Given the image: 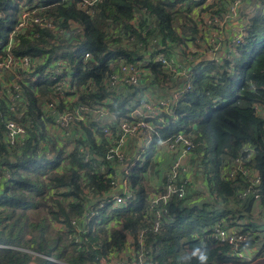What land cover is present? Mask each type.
<instances>
[{
  "label": "trees",
  "instance_id": "obj_1",
  "mask_svg": "<svg viewBox=\"0 0 264 264\" xmlns=\"http://www.w3.org/2000/svg\"><path fill=\"white\" fill-rule=\"evenodd\" d=\"M198 6L194 0H0V58L13 56L12 69L0 75V184H5L1 181L7 173L10 177L0 191V223L10 220L11 213H6L10 208L39 198L49 213L48 220L61 224L58 232L47 236V223L36 222L33 225H39L41 233L32 240L35 255L0 247V264L31 260L38 264H95L100 256L123 247L126 232L139 252L148 251L151 263L200 264L193 255L196 249L206 252L205 264L240 261L230 256L229 244L212 237L215 225H228L248 234L243 247L262 243L264 248V224L261 228L254 220L264 214V194L260 200L238 196L244 187L245 167L264 175L263 9L250 17L248 40L237 47L235 60L221 57L218 64L208 60L193 65L190 89L177 99L174 112L168 115L163 109L161 117L150 120L154 132L150 146L142 149L145 164L127 156L122 147L121 160L109 151L113 140L119 139L121 121L132 119L129 107L135 95L173 78L183 83V75H170L154 58L157 52L176 58L174 52L183 41L202 36L194 14ZM23 7L34 9L25 26L19 28ZM25 56L35 60L32 72L20 65ZM58 61L65 62L70 80L64 95L54 97L53 71H48V66L54 68ZM121 62L135 65L139 84L119 82L111 89L109 76ZM34 74L39 75L37 80H32ZM18 92L21 95L11 102ZM53 99L54 115L47 108ZM10 103L22 113L10 111ZM80 106L85 108L83 119L70 122L72 134H76L73 139L48 131L46 125L57 113ZM9 119L25 126L21 142L9 143L5 138ZM178 134L192 140L189 165L205 179L203 191L209 196L202 195L197 186L191 188L190 179L191 183L184 184L182 199L172 197L163 205L173 222L154 231V209L143 172L154 146L168 138L172 141ZM66 142L72 144L71 150ZM48 145L51 149L45 153ZM124 166L128 167L126 172ZM229 167L235 171L233 179L227 178ZM128 190L133 197L126 206L109 212L106 200L110 195L115 191L125 195ZM193 194H201V202L194 201ZM100 203L104 206L98 207ZM99 217L104 221L116 218L122 227L96 225ZM20 231L18 226L16 236L3 241L19 242Z\"/></svg>",
  "mask_w": 264,
  "mask_h": 264
},
{
  "label": "built area",
  "instance_id": "obj_2",
  "mask_svg": "<svg viewBox=\"0 0 264 264\" xmlns=\"http://www.w3.org/2000/svg\"><path fill=\"white\" fill-rule=\"evenodd\" d=\"M86 2V1H84ZM242 0H231L230 3L225 8L222 17H218L216 15H212L205 23H200V28L203 29L207 25L211 24L212 21L223 23L226 20L232 19L238 15V8L241 5ZM89 3V2H88ZM194 3L202 6L208 7L211 5L212 0H194ZM87 4V3H86ZM34 8H25L23 7L18 19V27L22 28L25 26L26 21L29 17V13ZM210 13H213L212 9H208ZM22 13V18L20 19V15ZM250 21V20H249ZM249 21L244 22L243 24H239L235 33L223 43V47L227 52V55L224 56L228 60L232 61L234 59V53L237 51V47L239 45L243 46L248 40V28ZM16 27V29L18 28ZM11 41V39H10ZM9 41V44H10ZM213 46L209 49V52L212 54L210 60L213 63L218 64L220 61V56L217 54L218 49L220 48V44L215 41H211ZM89 57V53H84V58L87 59ZM188 59H191V56H188ZM154 60L161 64L164 70L170 75H183V83L181 84V88L174 91L170 96L166 98H156L153 100H148L146 98H141L138 95L133 97V104L129 107V116L132 118L131 120L123 119L119 125V130L117 132L119 139L113 140V146L109 149L110 152H114L118 159L121 160L123 157V153L121 151V147L124 141V138L127 136H141L146 142L150 141L151 132H154V125L150 122L151 119L161 117L162 110L164 109L168 115H171L174 112V105L178 98H180L183 94H185L190 89V83L194 77L192 71L184 72V64L183 62L177 61L175 57H167L161 52L155 53ZM12 61L13 56L11 54H7L5 57L0 58V75L6 69H12ZM35 60L32 58L25 56L21 58V67L26 68L29 72L34 70ZM54 68L49 69L48 71H53L51 75V79L53 80L52 88L54 89L55 96L58 95L63 96L65 93V88L69 86L70 75L66 72V65L63 61L55 62L52 66ZM119 71V73H118ZM140 76L138 77L137 68L134 64H122L119 65V69L110 74L109 80H111L110 85L112 89V84L115 85L119 82H125L129 84H139ZM4 84V83H3ZM21 93L18 92L14 94L11 98V102L14 101L15 97L20 96ZM56 99H53L51 102H48L47 108L50 109V112L54 115L56 113L53 108V103ZM10 111L14 112L17 115H20L22 112L17 111L15 105L10 103ZM85 111L84 106H80L75 110H63L62 113H57V116L53 118L52 125L56 128H62L61 133L69 138L73 139L76 134H72L74 132L70 127V122L73 119H83V112ZM83 115V116H82ZM7 131H5V138L9 141V143L21 142V136L26 132L25 126L21 124L19 121L14 119H9L6 124ZM70 128V131L68 130ZM161 143L169 150L172 155V160L170 164L169 171L165 174L164 183L161 191H157L152 193L149 198L150 206L154 209L152 220H151V228L154 231H158L164 227V224H171L173 222V217L167 211V209L163 206L166 204L172 197L176 199H182L185 195L184 184L189 182L191 179L192 168L189 165V157L191 154V150L193 147L192 140L186 134H178L174 140L169 141L168 139L162 140ZM263 150H264V141H263ZM250 152V150H249ZM240 160L236 159V164L240 165ZM233 164V163H232ZM230 170L226 172L228 179H233L235 176V171L232 167H229ZM102 169V168H101ZM185 170L184 174H181L180 171ZM189 172H191L189 174ZM242 178L244 182V187L238 193L240 198H246L251 196L255 200H260L262 195L264 194V185L262 186V181H264L263 177L260 175L258 171H253L249 167H245L242 171ZM264 173V170H263ZM186 175V176H185ZM9 174L5 179L1 182L5 183L4 185L0 184V191L4 186L8 185ZM133 197V194L130 190L125 195L120 193H112L110 197L106 200L107 205L109 204L108 210L109 212L113 209H118L125 207L128 203L127 200H130ZM162 205V206H161ZM104 204L100 203L98 207H103ZM150 207V208H151ZM151 208V209H152ZM143 232L138 234V237L141 238ZM211 235L214 239H216L220 243H227L231 246L232 255L234 259L250 261L251 256H246L245 248L243 247V243L248 240V234L241 232L238 228L224 225H215ZM252 248V246H251ZM148 251H145L137 256L135 264H157L148 262ZM49 259H52L48 257ZM99 262L103 263V258H98ZM25 264H38L37 262L31 260Z\"/></svg>",
  "mask_w": 264,
  "mask_h": 264
},
{
  "label": "crops",
  "instance_id": "obj_3",
  "mask_svg": "<svg viewBox=\"0 0 264 264\" xmlns=\"http://www.w3.org/2000/svg\"><path fill=\"white\" fill-rule=\"evenodd\" d=\"M230 1L231 0H212L211 6L212 5L213 6L211 7V9H214L213 13L207 11L208 7L198 6V8L194 11L195 19L198 22V26L200 27L199 25L200 23L206 24L207 20L212 15L222 17L223 12L225 11V8L230 3ZM259 9H263L264 11V0H242L241 5L238 8V15L236 17L226 20L223 23L212 21L211 24L201 29L202 31L199 33L200 35H202L201 37H198L194 41L189 39L183 41L182 44L179 45L180 49L178 50L176 49L174 52L177 61L183 62V64L185 65L184 70L187 69V71H193V65L195 66L198 63L201 64V63H205V61L210 60L212 54L209 52V49L213 46V43L211 42L212 39L216 43L220 44V48L218 49L217 54L220 57L226 56L227 52L223 47V43H225V40L230 38L235 33L239 24H243L244 22L249 21L252 14L256 13ZM215 10L222 11V13L217 14L215 13ZM236 54L237 53L235 52L234 55ZM189 55L191 56V59H188ZM179 88H181L180 79L173 78V80H170L159 87H154V86L145 87L143 89L142 94H138V95L141 98H147L148 100H153L159 97L170 96L174 91L178 90ZM46 128L52 135L55 133L59 137L63 138L61 136L62 133L59 132L57 128L54 127L52 124H47ZM58 140H62V139H58ZM151 142L152 141L147 143L146 140H144L141 136H127L124 138L122 149L127 154V156L131 155L134 161L137 160L139 161V163L145 164L146 155L143 153L142 149L148 148ZM65 144L68 146L67 147L68 150H71L72 144L69 143L67 144V142ZM138 155L139 158H136ZM171 160H172V155L169 152V150L162 143L159 144L158 142V144L154 146V151L150 156V162L147 165L145 171L143 172L145 187L147 188L146 191L149 195L162 188L163 182L160 183V181H162L161 179L162 175L166 173L167 168L170 166ZM123 168H124V172H126V169L128 167L124 166ZM198 170H200V167ZM156 174H158V176H155ZM197 175L200 176L201 175L200 172L196 174V178L198 179V183L196 184L197 189L199 191H203L204 190L203 185L206 184V181L205 179L202 180V178H200ZM191 181L189 183H191ZM123 185L126 188L129 187V184L125 179L123 180ZM119 192L120 191H115L114 193H119ZM200 199L198 200L194 199V201L197 200L199 202ZM260 210L262 209L260 208L259 211ZM260 217L261 220L257 221L258 220L257 217H255L254 220H256L258 223H261L262 224L261 226L263 227L264 214L261 215ZM105 223H107L109 227H115V228L122 227L121 223L119 224V222L116 221V218L113 217H110L105 221L102 219V217H99V221L95 220L96 225L102 226L105 225ZM76 229L81 230V226L80 227L78 226ZM125 235H126V243L123 245V247L120 250H110L105 258H103V256L99 257L105 260L103 261V263L99 262L97 258L98 261L95 264H104V263L105 264H135L137 256L143 253L144 249H142V251L139 252L136 249L135 244L133 243V237L131 236V234L126 232ZM245 254L251 256L250 261L247 262L240 260L237 262L233 261L225 264H264V248L262 243L254 244L252 248L246 247Z\"/></svg>",
  "mask_w": 264,
  "mask_h": 264
},
{
  "label": "rangeland",
  "instance_id": "obj_4",
  "mask_svg": "<svg viewBox=\"0 0 264 264\" xmlns=\"http://www.w3.org/2000/svg\"><path fill=\"white\" fill-rule=\"evenodd\" d=\"M21 18H22V13L20 15V19ZM8 45H9V42H8ZM237 57H238V53L236 55H234L233 60H235ZM16 76H17V78H20V74H16ZM38 77H39L38 74H34L32 76V80H37ZM10 78L12 79L13 77L11 76ZM10 83H13V82H9L8 84H10ZM41 127L42 126H40V129H41ZM5 131H7V127L5 128ZM50 149H51L50 145L45 147V149H44L45 153H48ZM169 168L170 167L167 168V171H169ZM180 173L184 174L185 170H181ZM190 173L191 172H189V174ZM165 174L166 173H164L162 175V178H161L162 181H160V183L161 182L164 183ZM155 176H158V174H156ZM195 178H196V171H192L191 180H193V181L190 185L191 188L195 187L196 184L198 183V179L197 178L195 179ZM203 183H201V184H203ZM184 189H185V187H184ZM203 195H206V197L209 196L208 192L206 193L205 191H204ZM201 197H203V196H201V194H196V195L193 194V199L198 200ZM32 200H33V202L31 201L30 204L17 205V206L10 208L9 210H7L6 213H8V214L11 213L9 216L10 220L6 219L5 221L0 223V232H1V229L3 230V234L0 235V239H1L0 240L1 241L0 247H8L11 249H18V250L26 251L28 253L35 255V253L32 252V250L34 249V245H33L34 243L32 240L39 233H41V228L39 225L36 226L33 224H35L36 222H46L47 223V229H46V231H47L46 235L47 236L55 234L56 232H58L61 229L60 223L52 222V220L50 218H49L50 221L48 220L49 213L44 208V204H42V206H41V201L39 200V198H34ZM37 202L40 204H38ZM199 202H201V200ZM2 215H4V214H2ZM257 219H258L257 221H259V220H261V217L257 216ZM18 221H20L19 224H17ZM21 224H23V226H21ZM18 226H19V228L21 230L20 232L22 234V238L20 239V241L17 243L14 242V244H12L11 242L3 241L6 239L7 236H11L12 238H14L16 236V234L18 233ZM4 243H6V244H4ZM38 254L44 255L42 252H39ZM106 256H107V254L105 256H103V258H105ZM246 256L248 257L249 255H246ZM54 259L56 260L57 258H54ZM58 260L61 261L60 259H57L56 262H58ZM103 261H105V260H103Z\"/></svg>",
  "mask_w": 264,
  "mask_h": 264
},
{
  "label": "clouds",
  "instance_id": "obj_5",
  "mask_svg": "<svg viewBox=\"0 0 264 264\" xmlns=\"http://www.w3.org/2000/svg\"><path fill=\"white\" fill-rule=\"evenodd\" d=\"M193 255H196L197 256V259L200 261V264H205V262L207 261V254H206V252L201 251L200 249H196L193 252Z\"/></svg>",
  "mask_w": 264,
  "mask_h": 264
},
{
  "label": "bare ground",
  "instance_id": "obj_6",
  "mask_svg": "<svg viewBox=\"0 0 264 264\" xmlns=\"http://www.w3.org/2000/svg\"><path fill=\"white\" fill-rule=\"evenodd\" d=\"M55 5V4H54ZM57 5V4H56ZM29 20V19H28ZM193 53V52H192ZM206 66H207V64H206ZM192 69V68H191Z\"/></svg>",
  "mask_w": 264,
  "mask_h": 264
}]
</instances>
